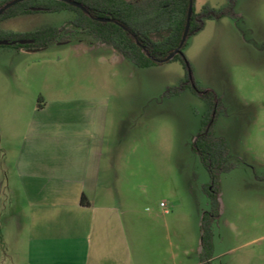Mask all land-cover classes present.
<instances>
[{
  "label": "rangeland",
  "instance_id": "rangeland-1",
  "mask_svg": "<svg viewBox=\"0 0 264 264\" xmlns=\"http://www.w3.org/2000/svg\"><path fill=\"white\" fill-rule=\"evenodd\" d=\"M206 6L229 14L206 18L178 57L148 67L82 32L37 51L0 45V264H27L14 161L33 110L69 96L100 101L102 171L134 264H264V0H194L196 12ZM75 17L1 18L0 38ZM194 83L225 108L213 131L236 166L214 181L193 145L209 112Z\"/></svg>",
  "mask_w": 264,
  "mask_h": 264
},
{
  "label": "crops",
  "instance_id": "crops-1",
  "mask_svg": "<svg viewBox=\"0 0 264 264\" xmlns=\"http://www.w3.org/2000/svg\"><path fill=\"white\" fill-rule=\"evenodd\" d=\"M102 119L96 96L35 106L14 161L27 264H134L112 175L102 171Z\"/></svg>",
  "mask_w": 264,
  "mask_h": 264
},
{
  "label": "trees",
  "instance_id": "trees-1",
  "mask_svg": "<svg viewBox=\"0 0 264 264\" xmlns=\"http://www.w3.org/2000/svg\"><path fill=\"white\" fill-rule=\"evenodd\" d=\"M9 1H0V7ZM31 1L34 0L16 3L1 14L0 19L38 11L62 10L74 11L76 17L70 21L71 27L68 28L46 26L25 33L11 32L12 37L8 41L15 42L12 44L19 48L47 47L54 42H71L70 36L75 33H88L94 39L109 44L124 58L140 67L165 62L164 59L179 47L190 5V0H75L86 8L84 11L62 0H50L47 4H31ZM227 14H229L228 10H216L208 6L201 12H196L193 6L188 38L203 28L206 18H220ZM95 17L109 20L100 21ZM188 38L181 52L174 58L182 53ZM1 40L4 38H0ZM20 40L30 42L21 44ZM186 62L190 67L188 61ZM187 87L189 81L182 82L175 90L178 92ZM193 90L209 104L204 126L193 145L214 181L220 173L231 171L236 166L230 161L231 153L227 141L215 135L213 131L217 117L225 111V108L221 107L220 98L213 92L204 91L195 83ZM208 191L211 194L215 193L214 189L208 188ZM82 203H88L85 196L82 198Z\"/></svg>",
  "mask_w": 264,
  "mask_h": 264
},
{
  "label": "water",
  "instance_id": "water-1",
  "mask_svg": "<svg viewBox=\"0 0 264 264\" xmlns=\"http://www.w3.org/2000/svg\"><path fill=\"white\" fill-rule=\"evenodd\" d=\"M21 1H23V0H12V1H9V2L5 3L4 5H2L0 7V15L3 14L8 8H10L11 6H13L16 3L21 2ZM62 1H66L69 4L74 5L76 7H79L82 10L86 11V8L78 1H75V0H62ZM193 6H194V0H190L186 27H185L184 34L182 36V39H181L179 47L175 51L170 53L164 59V61H169V60L173 59L176 56V54L181 52V48L184 46V44H185V42H186V40L188 38V35H189L191 17H192V13H193ZM95 19L100 20V21H108L109 20V19L103 18V17H95ZM28 42H30V41L29 40H20L19 41V43H21V44H26ZM10 43L11 42H9L8 40H1L0 41V45H6V44H10ZM12 43H15V42H12Z\"/></svg>",
  "mask_w": 264,
  "mask_h": 264
},
{
  "label": "built area",
  "instance_id": "built-area-1",
  "mask_svg": "<svg viewBox=\"0 0 264 264\" xmlns=\"http://www.w3.org/2000/svg\"><path fill=\"white\" fill-rule=\"evenodd\" d=\"M161 206H162V207H165V203L162 202V203H161ZM165 212H168V210L166 209Z\"/></svg>",
  "mask_w": 264,
  "mask_h": 264
}]
</instances>
